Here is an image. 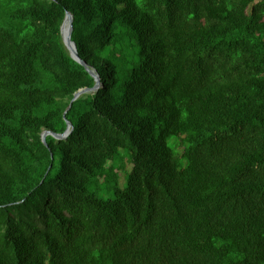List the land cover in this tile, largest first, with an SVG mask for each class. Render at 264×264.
<instances>
[{
  "label": "trees",
  "instance_id": "16d2710c",
  "mask_svg": "<svg viewBox=\"0 0 264 264\" xmlns=\"http://www.w3.org/2000/svg\"><path fill=\"white\" fill-rule=\"evenodd\" d=\"M0 264H264V0H0Z\"/></svg>",
  "mask_w": 264,
  "mask_h": 264
},
{
  "label": "water",
  "instance_id": "95a60500",
  "mask_svg": "<svg viewBox=\"0 0 264 264\" xmlns=\"http://www.w3.org/2000/svg\"><path fill=\"white\" fill-rule=\"evenodd\" d=\"M73 32V16L71 13L69 12H65V17L63 19V22L61 24L60 27V34H61V38L63 41V44L65 46V48L67 49V51L69 52L70 57L76 61L77 63H79L80 65H82L86 71L95 79V85L92 88H84V89H79L77 92H75L73 94V97L68 105V108L66 111H68L71 108V105L74 101H76L81 95L88 93V92H95L99 89V87L101 86L100 81H99V76L97 75L96 71L92 68H90L86 62H84L83 60L80 59L78 52H77V47L75 45V43L71 40V35ZM66 112L64 113L63 117L65 118ZM67 127L66 130L64 131L63 134H55L52 133L49 130H44L41 133V140L44 144H46V137L47 136H52L53 138L57 139V140H64L66 139L70 133L73 130V126L70 122L66 121Z\"/></svg>",
  "mask_w": 264,
  "mask_h": 264
},
{
  "label": "rangeland",
  "instance_id": "374dc122",
  "mask_svg": "<svg viewBox=\"0 0 264 264\" xmlns=\"http://www.w3.org/2000/svg\"><path fill=\"white\" fill-rule=\"evenodd\" d=\"M131 166L128 164L127 165V172H130Z\"/></svg>",
  "mask_w": 264,
  "mask_h": 264
},
{
  "label": "clouds",
  "instance_id": "9594fccd",
  "mask_svg": "<svg viewBox=\"0 0 264 264\" xmlns=\"http://www.w3.org/2000/svg\"><path fill=\"white\" fill-rule=\"evenodd\" d=\"M99 88H101V86H100ZM95 92H96V91H95Z\"/></svg>",
  "mask_w": 264,
  "mask_h": 264
}]
</instances>
